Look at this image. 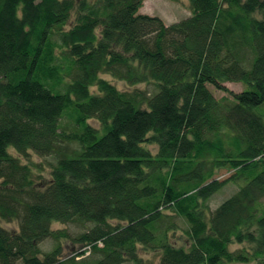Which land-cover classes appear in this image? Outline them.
<instances>
[{"label": "trees", "instance_id": "trees-1", "mask_svg": "<svg viewBox=\"0 0 264 264\" xmlns=\"http://www.w3.org/2000/svg\"><path fill=\"white\" fill-rule=\"evenodd\" d=\"M144 1L0 0V264H264V0H189L171 24Z\"/></svg>", "mask_w": 264, "mask_h": 264}, {"label": "rangeland", "instance_id": "rangeland-1", "mask_svg": "<svg viewBox=\"0 0 264 264\" xmlns=\"http://www.w3.org/2000/svg\"><path fill=\"white\" fill-rule=\"evenodd\" d=\"M141 13H146L150 15H157L161 17L166 24H171L177 21H180L184 19L185 17H188L191 15V7H190V2L189 0H145L143 2L142 7L140 8ZM104 78L110 80L113 82L119 89H125L127 88L128 84L123 81L114 78L110 74H103L102 75ZM226 87L232 91V92H240L244 89V85L241 82H226L225 83ZM139 87L145 88V84H139L137 85ZM134 87V86H133ZM210 88L214 92L215 96L217 98H221L223 96H228L232 98V95L228 92H225L223 90H219L215 88L213 85H210ZM253 110L262 115L264 118V103L258 106H255ZM92 125L96 127H100L101 123L95 119L91 118L88 120ZM61 125L62 128L64 129H69V130H75L76 123L73 120H70L68 116H65L61 119ZM150 148L152 151L156 152L158 150L157 145H150ZM22 160L25 162H29V160H33L36 163L42 164L43 165V173L47 176L50 171L51 164L50 162L54 161V157L49 156L47 158L44 157H39L33 152H30L28 156L22 157ZM235 169L227 166L221 169H218L216 171L215 178L219 180H224L225 178H229L233 174H235ZM236 190V186L234 182H229L227 185H225L220 191L215 193L212 198L209 200L210 205L214 208L216 207L219 203L233 195L234 191ZM260 205L262 208H264V197L260 200ZM167 214H170L162 221V226L163 227H170L171 224H177L179 227L177 229H180L182 231L184 227L186 226L185 222L181 218V216H178V214H175L173 211H166ZM116 223L117 221H113ZM0 223L9 229H15L18 228V222L17 221H7L0 219ZM55 228H65L71 231L73 236H76L79 232L84 230V227L79 225L76 222H68V223H62V222H55L53 224ZM170 234H172V238H174L175 235H179V230L176 233H173L172 229L170 230ZM176 242V241H175ZM176 243H181V242H176ZM52 245L51 240H48L45 242L44 249H49ZM243 245H240L238 243L233 244L232 248H240ZM80 245L77 243H73L72 241H68L65 246V253H68L72 249L79 248ZM251 248V247H250ZM140 255L144 258L146 264H157L159 261V255L160 251H152V250H144L143 248L140 249ZM124 264H134L133 262H125ZM230 264H257L256 262H248V263H241V262H235V263H230Z\"/></svg>", "mask_w": 264, "mask_h": 264}]
</instances>
